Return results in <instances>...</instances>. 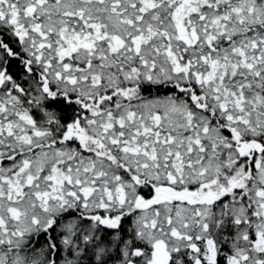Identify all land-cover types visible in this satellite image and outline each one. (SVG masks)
<instances>
[{
	"label": "snow or ice",
	"instance_id": "obj_1",
	"mask_svg": "<svg viewBox=\"0 0 264 264\" xmlns=\"http://www.w3.org/2000/svg\"><path fill=\"white\" fill-rule=\"evenodd\" d=\"M0 264H264V0H0Z\"/></svg>",
	"mask_w": 264,
	"mask_h": 264
}]
</instances>
